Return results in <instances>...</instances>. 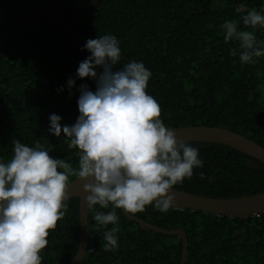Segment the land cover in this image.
Returning <instances> with one entry per match:
<instances>
[{
  "label": "trees",
  "instance_id": "trees-1",
  "mask_svg": "<svg viewBox=\"0 0 264 264\" xmlns=\"http://www.w3.org/2000/svg\"><path fill=\"white\" fill-rule=\"evenodd\" d=\"M0 0V160L13 156L12 140L37 142L53 158L78 165L77 149L63 134L48 132L51 114L71 126L79 112V63L90 53L88 39L114 35L120 43L122 69L142 62L151 72L146 92L161 109L168 128L218 127L264 148V57L242 64L238 42H224L225 21L238 28L248 11L264 0ZM91 7V8H89ZM258 40L264 29L257 28ZM237 54L233 56L231 51ZM75 85L71 96L67 80ZM63 88L62 91L58 89ZM189 144L199 150L203 167L174 189L207 198L234 199L264 192V164L214 143ZM203 173V179H201ZM77 177L70 176L69 182ZM79 200L67 201L64 217L50 231L41 264H69L79 243ZM88 210V244L80 264H179L181 238L143 229L119 217L118 248L105 252L103 233ZM162 229H181L187 237L186 264H264V212L246 218L153 206L134 215Z\"/></svg>",
  "mask_w": 264,
  "mask_h": 264
},
{
  "label": "clouds",
  "instance_id": "clouds-1",
  "mask_svg": "<svg viewBox=\"0 0 264 264\" xmlns=\"http://www.w3.org/2000/svg\"><path fill=\"white\" fill-rule=\"evenodd\" d=\"M242 24L252 31L239 29L236 20L225 21L223 39L238 42L242 64H255L264 57V40L255 34L264 29V7L248 11ZM83 49L90 55L79 63L76 77L93 80L95 91L80 86L79 115L71 126H62L57 114L48 117V132L63 134L68 148L77 149V167L53 158L52 149L39 142L30 147L18 139L12 140L10 161L0 160V264H41L47 237L67 210L70 176L86 181L81 191L87 207L111 209L94 215L98 229L115 225L103 233V250L109 252L118 248L116 209L134 216L151 205L167 213L174 206V186L203 167L199 150L161 120L157 101L146 92L150 70L138 61L114 70L121 60L116 36L88 39ZM74 85L69 78L70 96Z\"/></svg>",
  "mask_w": 264,
  "mask_h": 264
},
{
  "label": "water",
  "instance_id": "water-1",
  "mask_svg": "<svg viewBox=\"0 0 264 264\" xmlns=\"http://www.w3.org/2000/svg\"><path fill=\"white\" fill-rule=\"evenodd\" d=\"M102 0H97L96 8ZM91 8V7H89ZM176 132L177 138L187 143H214L235 149L242 154L264 164V148L256 143L223 128L218 127H181L170 128ZM86 181H79L78 178L69 182L68 196L71 200L78 198L79 209V243L74 258L69 264H80L85 256L88 244V210L84 201V193L81 191L82 184ZM175 194L174 209H188L201 211L216 216H229L246 218L264 212V192L252 196L221 199L207 198L192 195L173 188ZM67 200V201H68ZM123 216L132 223L138 224L141 228L167 236H178L181 238V258L179 264H186L187 261V237L181 229L166 230L145 222L131 214H126L120 209ZM263 264V263H262Z\"/></svg>",
  "mask_w": 264,
  "mask_h": 264
}]
</instances>
